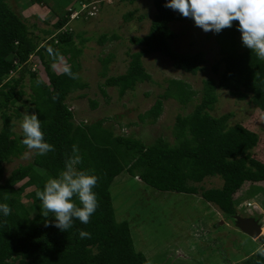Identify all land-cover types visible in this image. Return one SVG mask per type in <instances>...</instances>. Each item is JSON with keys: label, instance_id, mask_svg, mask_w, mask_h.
<instances>
[{"label": "trees", "instance_id": "obj_1", "mask_svg": "<svg viewBox=\"0 0 264 264\" xmlns=\"http://www.w3.org/2000/svg\"><path fill=\"white\" fill-rule=\"evenodd\" d=\"M152 1L157 14L146 36L130 39L140 51L131 55L127 71L108 78L104 73V86L117 87L121 96L138 84L152 80L143 65L145 56L161 54L172 61L175 69L191 75H197L207 64L204 52L181 54L172 49L171 42L177 34L170 24L178 20V12L164 6L168 0ZM29 3L44 6L46 2L30 0ZM72 13L70 9L53 22L55 31L42 30L46 38H41L31 30L36 26L25 22L9 0H0V203H7L11 208L7 217L0 213V264H150L147 257L137 251L129 222L117 220L111 188L123 173L139 177L146 186L159 192L200 194L235 223L233 216L237 213L238 201L235 195L247 182H264V163L252 156L259 145V135L243 125H230L231 113L220 117L211 114L218 102V89L232 94L243 91L245 96H251L254 106L264 112V60L258 59L239 41L238 21H234L231 28L215 33L224 69L219 72V65H215L213 70L219 79L205 80L202 101L190 114L177 116L173 127L175 144L159 137L147 145L140 139L117 135L105 125L106 119L76 124L75 113L67 100L88 84L81 81L78 65L65 66L70 67L76 79L70 78L64 69L58 71L53 67L57 58L81 53L75 44V37L79 35H73L69 29L64 31ZM131 15L127 14L125 19ZM117 38L103 35L100 43ZM49 56L53 57L52 63ZM113 58L114 55H110L102 61L104 69L107 70ZM30 63L38 64L39 69L29 71ZM41 71L46 74V80L39 77ZM15 72L19 75L13 76ZM27 72L32 79L29 111L37 114L45 142L55 150L44 156L36 154L31 164L15 169L3 183L4 163L27 149L22 143L24 136L19 138L14 132V120L21 115L11 111L26 95ZM102 92L107 96L106 90ZM197 94L184 81L170 80L165 93L149 111L140 115V119L155 124L164 112L165 100L174 99L186 105ZM97 106L98 103L92 102L93 109ZM73 145L78 146L82 157L77 169L91 170L90 174L98 177L93 189L98 208L88 224L74 219L73 227L63 232L52 226L53 213L47 218L41 215L42 204L36 192L43 190L49 179L59 178L66 159L72 155ZM213 177L223 179L222 187L197 186ZM28 189L31 190L26 193ZM25 193L31 205L23 203ZM73 202L82 206L76 197ZM46 223L49 226L46 227ZM80 230L90 233L91 237L81 238ZM230 264H264V256L257 253L245 261Z\"/></svg>", "mask_w": 264, "mask_h": 264}, {"label": "rangeland", "instance_id": "obj_2", "mask_svg": "<svg viewBox=\"0 0 264 264\" xmlns=\"http://www.w3.org/2000/svg\"><path fill=\"white\" fill-rule=\"evenodd\" d=\"M29 1L9 0V3L25 22L30 26H36L31 27V30L41 38H46L41 31H55L53 22L65 16L70 9H73L72 15H77L75 18L71 15L64 31L69 29L73 35H79L75 37V44L81 53L74 52L68 57L63 55L55 61L52 60L53 57H48L51 63L54 61L53 67L58 71H62L66 65H78L81 81L88 84L86 89L74 92L67 100L75 113L76 124L80 122L91 124L106 119L105 125L112 128L117 135L140 139L147 145L163 137L174 145L173 127L177 116L190 114L202 101L205 80L219 79L213 67L219 65V72L224 69L221 46L215 33H205L191 18H184L178 13V20L170 24L172 31L177 34V38L171 42V47L181 54L204 52L207 59L204 69L197 75H191L175 69L172 61L161 54L145 56L142 58L143 65L152 80L138 84L134 90L121 96L117 87L104 86L106 82L104 73L108 78L127 71L131 55L140 51V47L132 45L130 39L144 37L149 33L157 14L153 1L94 0L88 3V0H44L46 2L44 6L31 5ZM94 6L97 9L91 10ZM87 11H92L93 16ZM127 14L132 15L126 20ZM103 35L110 38L116 35L118 38L101 44L100 39ZM239 41L242 42L241 37ZM110 55H114V58L106 70L102 61ZM30 66L29 71L39 69L38 64L30 63ZM18 75L19 72H15L13 76ZM39 77L47 79L42 71ZM170 80L184 81L198 92L197 96L186 105L174 99L165 100L164 112L159 120L155 124L150 121L143 122L140 115L149 111L165 93ZM24 84L25 97L11 108L13 113L18 112L21 115L14 120V132L19 138L23 136L21 129L23 113L31 114L29 101L32 79L28 72ZM102 89L106 90L107 96L103 94ZM217 95L218 102L211 114L220 117L231 113L233 116L230 125L240 124L257 133L260 141L258 147L252 151V156L264 163V112L259 111L251 101V96H245L243 91L232 94L218 89ZM92 102L98 103L96 109H93ZM1 128L0 118V130ZM36 154L27 148L20 156L4 163L5 173L1 182L4 183L15 169L31 164ZM203 183L197 186L219 188L223 185V179L207 178ZM30 190L28 189L26 193ZM111 192L117 220L129 222L135 247L147 257L150 264L236 263L254 250L256 252L262 242L245 234L236 222L233 223L217 206L206 202L200 194L159 192L127 173L116 178ZM26 193L22 201L25 205H31ZM235 199L238 201L237 213L234 216L243 219L264 218V182L259 184L247 182L235 195ZM244 200L258 206L247 209L242 204ZM204 240L208 242L205 243Z\"/></svg>", "mask_w": 264, "mask_h": 264}, {"label": "clouds", "instance_id": "obj_3", "mask_svg": "<svg viewBox=\"0 0 264 264\" xmlns=\"http://www.w3.org/2000/svg\"><path fill=\"white\" fill-rule=\"evenodd\" d=\"M164 6L178 12L184 18H191L205 33L219 34L222 30L231 28L234 21H238V31L241 33L243 45L254 52L258 59L264 60V0H168ZM64 72L72 79L77 78L70 67H65ZM21 129L24 136L22 143L29 150L41 156L55 150L53 145L45 142L37 114L23 113ZM80 163L82 157L79 155L78 146L73 145L72 155L66 159L65 168L59 174V178L49 179L43 190L36 192V197L42 204L41 215L47 218L49 213H53L55 223L52 226L63 232L73 227L74 219H78L82 224H88L98 208L97 196L93 191L98 177L90 174L91 170H78L76 165ZM138 179L140 180L139 177ZM73 197L78 198L82 206H77L73 202ZM242 204L247 209L258 206L245 200ZM0 213L5 217L9 216L10 206L7 203H0ZM251 218L258 221L262 228L260 236L253 239L262 242L256 252L254 250L243 261L257 253L264 256V218L259 220L256 217ZM45 226L49 224L46 223ZM79 235L81 238L91 237L90 233L83 230H80Z\"/></svg>", "mask_w": 264, "mask_h": 264}, {"label": "water", "instance_id": "obj_4", "mask_svg": "<svg viewBox=\"0 0 264 264\" xmlns=\"http://www.w3.org/2000/svg\"><path fill=\"white\" fill-rule=\"evenodd\" d=\"M237 225L242 229L243 232L256 239L260 236L262 228L258 221L254 218L243 219L239 216H234Z\"/></svg>", "mask_w": 264, "mask_h": 264}, {"label": "built area", "instance_id": "obj_5", "mask_svg": "<svg viewBox=\"0 0 264 264\" xmlns=\"http://www.w3.org/2000/svg\"><path fill=\"white\" fill-rule=\"evenodd\" d=\"M84 7H85V6H84ZM94 9H97V7L94 6L91 10H94ZM84 11H85V10H84ZM82 13H84V12H82ZM89 14H90V16H93V12H92V11H90ZM73 15H74V17H73ZM73 15H72V18L77 17L76 14H73Z\"/></svg>", "mask_w": 264, "mask_h": 264}, {"label": "crops", "instance_id": "obj_6", "mask_svg": "<svg viewBox=\"0 0 264 264\" xmlns=\"http://www.w3.org/2000/svg\"><path fill=\"white\" fill-rule=\"evenodd\" d=\"M244 198V197H243ZM243 200V199H242ZM263 201V200H262ZM214 205V204H213Z\"/></svg>", "mask_w": 264, "mask_h": 264}]
</instances>
